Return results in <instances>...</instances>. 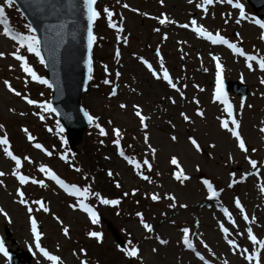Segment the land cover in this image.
I'll use <instances>...</instances> for the list:
<instances>
[{
  "label": "rangeland",
  "instance_id": "obj_1",
  "mask_svg": "<svg viewBox=\"0 0 264 264\" xmlns=\"http://www.w3.org/2000/svg\"><path fill=\"white\" fill-rule=\"evenodd\" d=\"M235 1L242 3L246 12V19L240 24L235 23L236 19H239L237 13L230 10L225 4H215L208 8L207 13H203L201 8L196 6L203 4V0H194V3H189V0H164V6H161L160 0H101L97 3V10L98 6H101L100 11L108 8L116 13L113 22L122 26L125 31L121 34L112 28V32L107 27L108 23L104 21L105 29L100 32L101 43L96 55L99 64L96 63V69L104 70L107 66L109 76L106 78L111 81L110 84H107L110 89H102L105 95L92 90L82 96V103L89 114L99 116L101 120L106 118L104 128L112 135V137H108V141L115 139L113 129L119 128L126 138L134 142L140 157H145L153 165L152 171L148 172L141 163L140 171L150 177L151 183L148 184L140 178L136 179L137 172L130 170L129 165L117 157V159L112 158L110 152L104 153L113 160L114 170L125 184L124 189L131 191L140 189L158 194L162 198V204L153 207L150 214L148 211L151 210V206L145 208V203L141 206V211L142 208L146 209L143 213L149 216L148 223L154 229L152 235L144 236L141 221L137 219L122 220L118 225L119 229H125L131 235L129 240L137 239L143 264H189L188 260L190 263L193 262L191 256L183 252L178 244L179 224L185 221L184 225L195 230L194 245L205 250L210 258L215 255L214 250H223V246L227 249L224 243L223 246L217 243L215 237L219 239L220 236L209 226L223 223L230 232L233 233V231L224 214H220L215 208H211L208 212L204 206L200 208L202 202L207 205L213 204L212 201L206 200L207 191L202 187L200 179H207L217 189H224V194H220V201L223 198L225 203L231 205L239 197L250 217L256 218L253 224H248L244 220L241 223L239 217L232 210L234 220L240 224L236 231L238 236L234 240L239 248H248L250 252L257 250L246 238L248 227H252L258 239L264 240V193L259 190L261 183L264 182V133L259 131L264 127V84L261 83V80H264V72L259 70V66L255 62H253L254 70H250L247 67V61L242 57L232 56L218 45H212L192 31L181 30L177 26L180 23L190 25L191 20L196 19L198 24L203 25L207 30L219 32L230 38L231 41L242 47L246 54L264 58V40L260 39L262 33L254 22L256 20L255 13L252 12L245 0ZM0 4L6 5V0H0ZM124 4H128L129 8H124ZM141 13L146 15H141ZM165 15L169 20L176 21V24L160 25L158 19ZM103 16L104 12L101 11V17L103 18ZM151 17L158 19H151ZM13 24L14 22L11 21V27ZM156 28H160L159 33L155 31ZM1 31L0 54L3 55L0 56V125L3 127L0 128V138L6 134L13 154L14 150L21 154L20 157L23 158L21 174L28 176L30 180H45L47 187L41 188L39 184L37 186L35 184L21 188L22 185L12 175L15 169L14 161L4 154L3 146H0V171L6 173L5 176L0 177V181H2L0 183V208L7 213V216L0 214V232L3 233L4 226L10 231L11 238L7 244L11 246L12 250L31 248L26 246V244H30L29 229L26 223L27 209L25 205L18 202L17 192L24 191L25 204L30 207H32V198L34 201L43 199L45 206L51 210V215L44 212L49 219H39L43 240L46 241L44 246L49 245L53 248V245H57L55 240L66 241L60 236L59 230H54L48 221L57 223L60 226V233L61 229L71 227L72 233L70 232L69 241L64 243L65 251L62 252L65 253L62 264H71L73 257L69 250L70 240H75L80 236L88 225L91 230L90 226L94 224L88 223L81 210H74L73 207L68 208L59 192L53 194V187L48 185L50 183L46 182L45 174L39 170L41 167H47L55 174L63 173L60 163H51L47 158V151L34 149L37 140L29 142L28 134L20 129V125L27 126L37 120L22 101V97L27 95L24 92H30V87L25 88V83L28 82L25 81L26 79L23 80L21 73L24 71L20 62L16 61L13 55L18 47L4 38ZM164 35L168 36L167 40L163 39ZM157 50L164 57L165 67L181 89L180 92L172 89L163 79L156 80L140 63L139 58H143L160 73L162 70L159 66L160 58L156 55ZM117 51L120 52L119 58L116 56ZM20 54L25 55L21 51ZM213 56L221 58L224 79L245 83L249 87V94L245 99L236 98L231 94L227 95L229 102L233 105L236 119L241 124L240 132L246 141V146L250 149V153L247 155L239 150L237 142L231 134L221 127V122L229 117L225 116L222 105L218 101L213 102L216 91V62L212 59ZM28 62L36 72L34 59H28ZM117 72L121 73L119 79L116 78ZM5 81L11 83L13 88L21 93V96L18 97L9 92ZM112 88L117 89L118 95L110 98ZM200 88H203L204 91H200ZM46 92L48 93V91ZM46 92L45 94H47ZM172 99L176 100L175 104L171 103ZM38 100L44 104L41 97L38 96ZM45 101L47 103V100ZM196 101H199V104ZM120 103H125L127 108L120 109ZM134 105H139L143 109V114L150 117L147 121L149 126L147 135L150 137L152 147L156 149L154 158L144 143L146 133L140 125L138 117L134 114ZM35 108H38L36 104ZM197 111H203L204 117L196 115ZM181 113L187 114L192 122H185ZM39 115L49 116V113L42 109ZM92 129H94V124L88 131ZM28 132L32 134L29 130ZM16 134L20 141L14 143L12 140ZM58 134L62 139L60 131ZM173 135L177 137L176 141L171 140ZM24 136L27 142L23 141ZM44 136L51 138L50 131H45ZM38 137L40 136L38 135ZM190 137L199 142L200 152H197L190 143ZM212 144H215L216 147L212 148ZM173 156L179 159L185 169V174L191 177L189 181L180 183L172 179L176 171L175 166L170 163ZM24 157H29L32 163H29ZM249 157L258 161L257 169L252 170L248 165L247 158ZM197 168L200 171H197ZM253 172L261 175H252ZM245 175H247L246 180L244 179ZM234 179L238 183L226 189L225 186L233 183ZM138 193L141 192L138 191ZM168 195L175 196L177 204L198 202L196 204L200 208V213L193 209H197L196 205H191L189 208L192 209L184 213L183 211H180L181 213L171 212L167 208V204H171V202L163 200V197L166 198ZM73 199L78 203L77 197H73ZM68 202L70 200H67ZM190 219H193L195 223L191 224ZM159 236H167L168 244L161 245L155 242V238ZM106 238L111 245L107 244L106 246L110 258L114 262L118 261L119 264H126V260L117 255V252L113 251L114 248L112 250L114 241L112 242L105 233V240ZM201 240L209 246L211 252L204 248ZM51 248L49 249L51 250ZM154 248L158 251L154 252ZM228 253L229 255L226 256L228 264H243L237 256L233 257L229 249ZM216 255L220 256L221 254ZM238 255L242 256L243 253ZM261 261L264 264V251H261ZM0 264H7L1 256ZM31 264H36L35 260Z\"/></svg>",
  "mask_w": 264,
  "mask_h": 264
},
{
  "label": "snow or ice",
  "instance_id": "obj_2",
  "mask_svg": "<svg viewBox=\"0 0 264 264\" xmlns=\"http://www.w3.org/2000/svg\"><path fill=\"white\" fill-rule=\"evenodd\" d=\"M32 2H35V0H32ZM97 2H98V0H83V7L85 9L86 19L88 22L87 41H88V51H89V56H88L89 80L92 79V71H93V68H92L93 58H92L91 53H92L93 45L97 39L96 36L94 35L93 27L96 24V22L99 19H101V12L98 11L97 7H96ZM217 2L218 3H227V4L231 5L233 8L239 10V19H236V21H235L236 24H240L241 21L246 19V12H245L244 5L242 3L234 2V0H217ZM6 3H7L8 7H12L13 4L15 3V0H6ZM160 3H161V6H164V0H160ZM189 3H194V0H189ZM213 3H214V0H203V5L197 4L196 6L198 8H201L203 13H207L208 12V6H211ZM123 7L128 9L129 5L124 4ZM130 10L131 11H137L136 9H130ZM103 12L106 14L108 26L110 28L115 29L118 33H121V34L124 33L125 29L122 26H119L117 23L113 22V17L116 15V13L109 10L108 8H104ZM141 15H146V14L141 13ZM151 19H158V18L157 17H151ZM158 22L160 25L176 24V21L169 20L166 15L163 18H159ZM254 22L256 25L259 26L260 29L264 30V21L257 19ZM190 25H191V31L194 34H196L199 38L210 42L212 45H224V46H226L236 56L244 57L245 60L247 61V67L250 70H254V63L253 62H255V64L259 66V70L261 72H264V58H259L257 55L246 54L242 47L237 46L236 43H231L228 39H226L224 36H222L219 32L213 34L212 31L207 30L203 25H199L196 19H192L190 22ZM190 25L189 24H178L177 26L180 28L188 29L190 27ZM0 30H2V35L4 37L10 39L11 41H14L15 44L18 45V49L15 53H13V55H14L15 60L20 62V66L23 69V71L27 74V76L31 77V79L33 81H35L36 83L46 85L48 88L51 89L53 87V85L51 83H49L48 80L42 79L40 76H38L37 73L34 71V69L29 65L27 57L25 55L20 54L21 49L26 50L27 53L32 54L35 57H37L41 64L45 63V59H44L42 52H41V40L35 34L36 29L29 26L28 32L30 34H21L18 32H14L13 29L11 28L10 22L8 21V18L6 16L5 8L0 6ZM155 31L159 33L160 28H156ZM163 39L167 40L168 36L164 35ZM260 39L264 40V35H261ZM2 55L3 54H0V56H2ZM156 55L160 58V65L159 66H160V69L163 70L162 76L156 69L153 68V65L151 63H149L147 60H145L143 58H139L140 63H142L147 68V70L151 73V75L156 80L163 79L164 81L167 82V84L172 89H174L176 92H180L181 89L177 86V83H175L173 78L170 76L169 71L167 70V68L165 67V64H164V57L160 54L159 50L156 51ZM116 56H117V58H119V56H120L119 51L116 52ZM212 59L216 62V65H215V67H216V91H215V100L213 102L218 101L221 105H224L225 106L223 109L224 112L227 114V116L229 118H231L230 121H229V119H224L221 122V127L231 134V136L237 142V147L239 148V150L242 153L247 155L250 153V149L246 146V141L240 132L241 124L236 119V116L234 114L233 105L229 102V100L227 98V93L224 90V79L222 76L224 69H223L222 64L220 63L221 58L219 56H213ZM105 71H107V66H105ZM120 75H121V73L117 72L116 78L119 79ZM103 83L104 84H110L111 81L108 79H105L103 81ZM261 83L264 84V80H261ZM5 85H6L9 92L14 94L15 96H18V97L21 96V93L19 91H16L13 88V86L11 85V83H9L8 81H5ZM133 91H135V90H133ZM200 91H204V89L200 88ZM117 95H118L117 89L112 88L110 98L116 97ZM181 95H183V93H181ZM24 99H26V101L29 105L34 104L33 100L27 99L26 97ZM171 103L175 104L176 100L172 99ZM196 103L199 104V101H196ZM38 107L43 108L44 111L49 112V113L55 112V109L52 107L51 104L45 103L43 105H39ZM119 107H120V109H126L127 105L125 103H120ZM133 107L135 109L134 114L136 117L139 118L140 125L142 126L143 130L146 133L144 136V143L148 146V148L151 151V155L154 158L156 156V149L152 147V145L150 143V137L147 135V131H148V127H149L147 121L150 119V117L143 114V109L139 105H134ZM21 115H24V114L21 113ZM181 115H182V118L185 122H188V123L192 122L190 117L187 114L181 113ZM196 115H198L200 117H204L205 113L203 111H197ZM84 116L87 119L89 124L95 123V118L92 115H90L87 111L84 112ZM41 119H44V117L41 116ZM109 123H111V121H109ZM2 127L3 126L0 125V128H2ZM95 127H97L99 129V134L101 136H107L108 135V132L100 124L95 123ZM50 131H51V129H50ZM59 131L61 133H63L64 128L60 127ZM259 131L261 133H264V127L260 128ZM24 132L26 134H28L27 139L29 140V142H32L34 140V137L28 132V129H24ZM113 132H114V135L116 137L115 144L119 148L120 147V140L122 138L121 130L119 128H114ZM189 139H190V143L193 145L195 150L197 152H200L201 146H200L199 142L195 138L190 137ZM171 140L176 141L177 137L175 135H173L171 137ZM0 146H3L4 154L11 161H14L15 169L12 172V175L16 177V179L19 181L20 185H27V184L31 183L33 185L39 184V186L41 188L47 187V185L42 180L41 181H38L36 179L30 180V178L28 176L21 174V168L23 167V162H22L21 158H19L18 156L13 154V151L11 150V145H10L9 139H8L6 134L2 138H0ZM34 147L36 149L41 150V151H46L40 143H35ZM211 147L215 148L216 145L212 144ZM46 154L49 156L52 155L51 152H46ZM119 155L121 157H123L125 160H127L128 163L130 165H132L137 170V175H139L141 179L151 182L150 177L148 175H145L142 171H140L141 167H142L141 163L130 159L122 149L120 150ZM61 158L65 159V160L67 159L66 157H61ZM24 159L28 160L29 163H32V161L29 157H24ZM170 163L172 165H174L176 168V171L174 173V179L176 181H178L180 183H184L185 181H189L191 179V177L189 175L185 174V169L183 168L181 162L179 161V159L177 157L173 156L171 158ZM247 163H248V165H250L252 170H255L258 168V161L255 159H252L249 157V158H247ZM143 165L147 166L148 172L152 171L153 165H152V163H150V161L148 159H145L143 161ZM39 170L42 173H44L49 180L55 181V183L57 185H59V187L62 188L68 195L77 197L78 201H79V208L82 211L86 212L91 217V220L93 223L97 222L98 217H97L96 212L85 202L88 200L89 196L91 195L92 190L90 187H85V188L81 189L80 187H77L75 185L70 186L63 179H61L58 175H56L54 172H52L51 169H49L47 167H41ZM75 171L79 172L80 169L76 168ZM197 171H200V169L197 168ZM251 174L252 175H261L260 173H257V172H253ZM5 175H6V173L4 171H0V177H3ZM108 175L112 176L113 173L111 171H109ZM244 179L245 180L247 179V175H245ZM0 183H2V181H0ZM202 183L207 189L209 200H215L219 197V193L213 187V184L209 180L204 179L202 181ZM235 183H236V180L234 179L233 183L229 184V187H233L235 185ZM116 187H120V184L117 183ZM259 190L261 193H264V182L261 183ZM132 194L135 195V192H133ZM17 195L19 197L18 202L21 205H25L27 212L29 213V215H31V213H33V211H35L36 209H33L32 207L25 204V193H24V191H22V190L18 191ZM160 199H161V197L158 194H153L151 196L152 201L158 202ZM166 199H168L169 201L172 202L170 205L171 207H173V208L176 207V203H175L176 197L175 196L168 195L166 197ZM33 203L38 204L39 209H42L44 212H46V213L49 212V209L45 206L43 201L37 200V201H33ZM100 203L104 204V205L116 206L120 203V201L119 200H110V199L100 198ZM234 204H235V208L238 209L239 212L242 214L243 220L245 222H247L248 224L255 223L256 218L250 217V215L246 212V209H245L244 205L242 204L241 200L239 199V197H237L235 199ZM73 207L75 208V206H73ZM180 207L186 208L187 205L181 204ZM222 211H223L224 216L227 218V223L229 225H232L233 227H236L237 222H236V220H234L232 213L227 208H223ZM0 214L7 216V213L2 208H0ZM138 215L140 216V221H141L144 229L148 233H152L154 231L153 227L150 224L144 222V218H143L142 214H138ZM57 219L59 220V218H57ZM60 222L62 223V221H60ZM219 227H220V230L223 232L224 238H225L227 244L230 246V249H238L239 248L238 244L234 240L231 239L232 232H230L229 228L226 227L223 223H221ZM182 232H183V245L185 247H187L189 250H191L192 252H194L196 254V256L199 258V260L203 262V264H209L208 260L205 259V256L201 255L196 250L193 243L189 239V229L187 227H185L182 229ZM31 233L35 237V248L39 250V253L43 257H45L48 261H51L52 264H61L59 257H57L55 255H50L49 252L46 251L41 246V239H42L41 232L39 231V225H38L37 219L35 217L31 218ZM63 235L65 237H69L70 231L67 227H65L63 229ZM90 236L92 238L97 239V240L101 239L100 235L96 232L90 233ZM246 238L251 241L252 246L257 248V250L255 252H250V250L248 248H239V251L237 253H234V254H241V253L245 254L244 258L248 261V264H253V262H255V264H261V251H264V240L258 239L257 235L253 232L252 227L247 228ZM157 239L159 241V244H161V245L168 244V241L163 239V238L157 237ZM201 244H203L204 248L208 249L209 252L212 251L209 248V246L206 243H204V241L201 240ZM123 251L130 258H139L140 257V253H139L138 248H131V249L123 250ZM153 251L156 252V251H158V249L154 248ZM0 254L7 257L9 259V261L11 260V257L9 256L8 250L5 248L3 241H0ZM82 264H87V262L84 261V262H82ZM224 264H228V261H225Z\"/></svg>",
  "mask_w": 264,
  "mask_h": 264
},
{
  "label": "water",
  "instance_id": "obj_3",
  "mask_svg": "<svg viewBox=\"0 0 264 264\" xmlns=\"http://www.w3.org/2000/svg\"><path fill=\"white\" fill-rule=\"evenodd\" d=\"M82 1V2H81ZM53 9L50 13L51 18L47 22H51L52 33L56 34L59 31L57 25L64 24V28H71L83 24L86 28L88 22L84 13L83 0H53ZM28 16V15H27ZM35 29L39 32L38 24L31 20ZM48 51L52 55L59 56L60 59V82L64 91L69 90L73 97L69 98L72 106L71 112H67L63 108L61 102H56V111L59 114L63 128L68 132L70 145L79 141V136L82 130L86 128L84 121L78 120L79 117V94L84 86V70L88 61V41L80 40V34L69 38L64 43H49ZM71 53L69 56L67 53ZM68 115L71 116L69 119Z\"/></svg>",
  "mask_w": 264,
  "mask_h": 264
},
{
  "label": "bare ground",
  "instance_id": "obj_4",
  "mask_svg": "<svg viewBox=\"0 0 264 264\" xmlns=\"http://www.w3.org/2000/svg\"><path fill=\"white\" fill-rule=\"evenodd\" d=\"M67 54H68L69 56L71 55V53H69V52H68ZM68 116H69L68 118L71 119V116H70V115H68Z\"/></svg>",
  "mask_w": 264,
  "mask_h": 264
}]
</instances>
